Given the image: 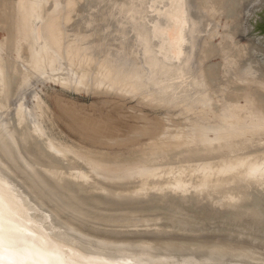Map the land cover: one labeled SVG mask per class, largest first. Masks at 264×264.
I'll return each instance as SVG.
<instances>
[{"label":"bare ground","instance_id":"1","mask_svg":"<svg viewBox=\"0 0 264 264\" xmlns=\"http://www.w3.org/2000/svg\"><path fill=\"white\" fill-rule=\"evenodd\" d=\"M0 10V172L34 217L87 251L264 264V0ZM66 90L110 95L95 117H63L78 146L48 109ZM143 107L184 120L170 115L162 136H147L157 129L143 131ZM153 226L193 237H136Z\"/></svg>","mask_w":264,"mask_h":264},{"label":"water","instance_id":"2","mask_svg":"<svg viewBox=\"0 0 264 264\" xmlns=\"http://www.w3.org/2000/svg\"><path fill=\"white\" fill-rule=\"evenodd\" d=\"M46 212L48 213L42 208L36 213L45 216ZM33 214V211H28L12 185L7 184L5 175L0 172V264H237L239 262L227 258H204L205 256L203 257L202 254L183 260L186 254L175 253L178 258L169 259L165 253L159 251V253H148L147 256L152 255L150 260L135 258L139 256L140 250H137L134 255L132 254L133 256L127 253L111 255L94 250L87 251L68 242L65 237L56 236L50 228H47L46 223L50 222L51 218H46L48 217L46 216L43 221L34 217ZM139 229L156 231L155 233L136 235L143 239L155 236L167 238L169 236L174 240L184 239L187 241L188 237H193L189 232L172 231L169 228L166 233L159 232L156 226L140 227ZM206 231L203 232L209 233ZM66 235L70 237L71 234ZM184 236L186 238H183ZM194 237L198 238L200 235ZM197 238L193 241H198Z\"/></svg>","mask_w":264,"mask_h":264},{"label":"rangeland","instance_id":"3","mask_svg":"<svg viewBox=\"0 0 264 264\" xmlns=\"http://www.w3.org/2000/svg\"><path fill=\"white\" fill-rule=\"evenodd\" d=\"M4 3L7 5L8 4V0H3ZM2 10H0V15H2ZM8 16V15H7ZM5 30V27H3V29L0 31V35H2L3 31ZM60 90H63L61 88H58ZM67 91V92H66ZM66 94H62V93H54L51 95V99H50V103L48 104V109H49V112H50V116L52 118V120L55 122V124L58 126V128L63 132V134L69 139L71 140L75 146H78L77 143L75 142V140H77V136L76 134L74 133H71L70 129L68 128V126L63 122V117L66 115V114H71V115H74L76 116L79 120H86L88 117L90 116H97L96 114L100 113L99 112V103L97 102H104L105 99L108 100L110 95H108V93H101V94H98V95H95L94 97L91 96V95H82L78 92H75V91H72V90H66ZM64 92V91H63ZM126 101H127V104L130 105V106H135L136 103H132L130 102V100L128 98H126ZM126 104V105H127ZM143 109L147 110H142L140 109V111L142 110V112L146 113V115L148 116L149 120H153V122H149L146 124L145 127H147V129H143L146 130L148 132V130H153V129H157L156 131L153 130V132L149 131L147 134L146 132H144V134L146 133V135H151V136H162L161 134L165 133V129H169L170 127H167L170 125V121H167L166 117H170V115L175 118V115L177 117H179L180 115L178 114H175V113H168L167 110H163V109H159V107L157 108V110H154L152 108H148V107H143ZM151 109H152V112H151ZM156 109V108H154ZM96 110V111H95ZM94 111L96 114H94ZM149 112V114H148ZM167 115H166V114ZM175 118L176 120H184L182 118ZM181 117V116H180ZM167 121V122H166ZM58 122V123H57ZM155 122V124H154ZM162 125H161V123ZM166 122V123H165ZM174 122V121H173ZM160 123V124H159ZM144 124V123H142ZM149 124V126H148ZM156 125L155 127H153L154 125ZM158 124V126H157ZM168 124V125H167ZM167 125V126H166ZM153 127V128H150ZM161 126V127H160ZM163 126V127H162ZM166 128H165V127ZM162 128V129H161ZM260 130H264V126H259ZM164 129V130H163ZM159 130V131H158ZM163 130V131H162ZM69 132L70 134H73V136H71L70 134L66 133V132ZM155 131V133H154ZM158 132V133H156ZM153 134V135H152ZM155 134V135H154ZM159 134V135H158ZM143 135V134H142ZM145 135V136H146ZM179 143H177L178 145ZM171 145H174V144H171ZM108 151H113V149L111 148H106ZM145 150L144 147H140L139 150ZM123 151H125V153H128V152H132L133 149H128V148H125L123 149Z\"/></svg>","mask_w":264,"mask_h":264}]
</instances>
